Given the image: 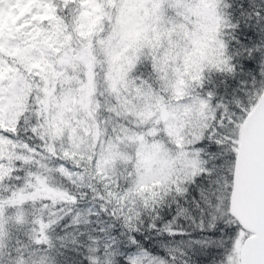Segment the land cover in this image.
Segmentation results:
<instances>
[{
  "label": "snow or ice",
  "instance_id": "obj_1",
  "mask_svg": "<svg viewBox=\"0 0 264 264\" xmlns=\"http://www.w3.org/2000/svg\"><path fill=\"white\" fill-rule=\"evenodd\" d=\"M0 264H264V0H0Z\"/></svg>",
  "mask_w": 264,
  "mask_h": 264
}]
</instances>
